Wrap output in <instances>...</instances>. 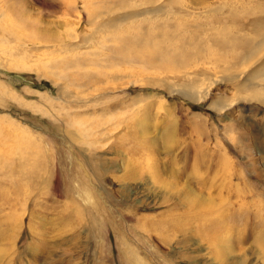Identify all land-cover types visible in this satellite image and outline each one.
Segmentation results:
<instances>
[{"label":"rangeland","instance_id":"obj_1","mask_svg":"<svg viewBox=\"0 0 264 264\" xmlns=\"http://www.w3.org/2000/svg\"><path fill=\"white\" fill-rule=\"evenodd\" d=\"M2 1L0 264H264V0Z\"/></svg>","mask_w":264,"mask_h":264},{"label":"bare ground","instance_id":"obj_2","mask_svg":"<svg viewBox=\"0 0 264 264\" xmlns=\"http://www.w3.org/2000/svg\"><path fill=\"white\" fill-rule=\"evenodd\" d=\"M4 8L2 7V5H0L1 10ZM4 12H0V18H2V16H5L6 12L5 13ZM19 38H22V37H19ZM227 43L229 44V47L235 52H237L238 47H241L239 49H242L243 47L244 49L248 48V50L250 47L253 53H255L259 51L261 45L264 43V38H255V40L254 39L250 40V38L249 39L248 38H226V39L224 38V40L222 41V44L221 45L218 44V45L219 47H222L223 45ZM147 46H148V42L145 43V46L142 49H147ZM230 48L228 49L229 51H230ZM148 49H151V50L144 51V52H149V54L152 57L154 58L156 57L161 61V63L157 66H156V63L150 62L149 66H151L152 68L165 70L171 75H173L174 76L173 78L178 79L191 86V89L194 90L193 93L189 89L188 90L185 89V90L178 92L184 98L190 101L196 102L198 100L203 99L207 95H209L212 85L217 82V79H216L217 77L213 78L207 70H200V68L197 65L194 66L196 61H194L193 57L188 54V47H185L184 45L181 46V45L174 44L173 48L161 49L157 43L153 45L152 47H148ZM122 52L123 50L118 53L122 54ZM202 75L208 78V82L209 80H211L209 85H205V82L200 83V80H202ZM197 89L199 92L198 95L196 94ZM255 98L258 100L263 99V94L260 93L259 91V93H256ZM227 107H229V105L224 106L223 109L225 110Z\"/></svg>","mask_w":264,"mask_h":264}]
</instances>
